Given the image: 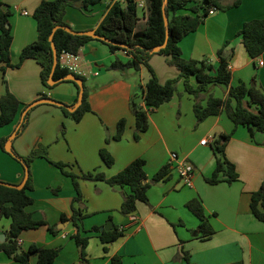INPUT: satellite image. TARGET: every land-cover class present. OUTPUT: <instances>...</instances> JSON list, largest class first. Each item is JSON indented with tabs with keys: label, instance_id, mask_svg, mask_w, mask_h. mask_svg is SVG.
I'll return each instance as SVG.
<instances>
[{
	"label": "crops",
	"instance_id": "obj_1",
	"mask_svg": "<svg viewBox=\"0 0 264 264\" xmlns=\"http://www.w3.org/2000/svg\"><path fill=\"white\" fill-rule=\"evenodd\" d=\"M13 8L11 23L14 40L12 63L20 60L21 51L38 38L34 12L43 0H1ZM116 0H103L89 10L69 7L65 21L74 30L97 29L109 6ZM219 0L227 9H217L209 14L200 27L187 34L180 42L182 57L206 60L215 67L225 59L232 72V85H251L254 77L264 89V52L252 57L238 35L244 23L252 19H264V0ZM146 6L145 0H139ZM125 4V3H124ZM206 0H192V5L205 11ZM139 7V8H145ZM27 11L28 15L23 12ZM190 13V10H183ZM137 30L143 31L146 17L140 15ZM136 30V31H137ZM139 37L141 35H135ZM81 69L85 72L89 90L91 111L80 121L66 116L60 106L40 104L32 108L29 124L25 131L13 141L15 150L27 155L39 144L48 147L52 160L63 162L68 170L102 172L111 177L134 159L146 160V172L153 177L163 166L169 164L170 153L175 151L196 167L192 186H185L177 173L171 169L169 175L153 185L148 202H139L135 214L137 222L121 212L127 188L112 186L105 180L81 181L84 219L82 228L88 236L87 261L81 257V249L73 235L77 227L72 221H63V216L72 215L73 199L77 195L70 177L45 158L39 157L32 163V189L28 190L34 202L27 207L35 219L46 220L48 225L24 230L20 244L28 249L32 244L46 248H61L59 256L51 264H112L114 256H120L122 264H187L183 250L189 251L195 264H264V221L252 213V193L257 191L264 178V132L251 136L246 126H235L227 115H213L197 125L194 112V96L186 90L185 83H177L173 99L157 109L144 104L142 91L150 78L145 75V66L139 70L127 68L110 69L111 63L120 58L128 60L127 51L112 52L108 45L92 40L81 51ZM260 61L263 64L260 65ZM161 83L177 77L180 71L168 63V56L155 54L150 60ZM41 65L35 59H27L21 67L0 68V98L6 88L20 100L21 110L12 123L0 128V181L19 184L25 177L24 166L1 146V141L20 128L23 112L32 102L46 97L73 105L79 88L72 81H62L46 87L41 78ZM214 71V72H215ZM7 80V83L4 82ZM190 83L199 85L192 77ZM140 92V93H139ZM229 87L211 84L203 92V103L210 96L225 98ZM134 98L149 113V129L136 140V117L130 102ZM126 120L122 139L114 137L118 123ZM65 126V131L62 127ZM235 130V131H234ZM234 134L226 145V157L239 172V179L232 182L210 184V177L217 164V153L211 145L201 141L213 135L217 139L222 133ZM8 141V140H7ZM107 148L114 157L108 166L100 155ZM199 197L204 204L215 233L209 239L199 237L200 219L186 206L187 202ZM50 226L56 233H52ZM11 219L0 216V243L6 241ZM99 227V231L93 228ZM122 230V236L112 242L101 239L103 230ZM3 235L6 236L2 241ZM32 255L30 264L37 263ZM0 264H20L0 251Z\"/></svg>",
	"mask_w": 264,
	"mask_h": 264
},
{
	"label": "trees",
	"instance_id": "obj_2",
	"mask_svg": "<svg viewBox=\"0 0 264 264\" xmlns=\"http://www.w3.org/2000/svg\"><path fill=\"white\" fill-rule=\"evenodd\" d=\"M102 1L43 0L34 12V18L38 26V38L23 48L19 62L13 64L12 44L14 34L11 17L14 12L11 5L0 0V68L6 71L9 67H21L27 59H35L42 67L41 78L43 84L48 88L53 87L54 85L48 83L54 64L50 35L56 26H61L54 35L58 55H61L63 51L80 53L86 43L92 40H99L108 45L112 52L122 50L127 51L131 55L126 61L116 58L111 63L110 69L122 70L134 68L139 70L141 66H146L150 78L145 84L141 96L144 104L149 108L157 109L170 102L177 91V83L183 80L186 90L194 96V112L197 118L196 126L210 116H218L225 112L235 123L236 127L240 125L246 126L252 137L257 132H264V89L258 84L257 77H254L251 85L245 83L232 85V72L229 63L225 59L221 60L215 71V67L206 60L186 59L182 57L181 40L187 34L196 31L200 27L209 15L211 8L215 7L216 9L224 10L229 8V6L222 5L219 0H206L205 11L201 12L199 6L192 5V0H168L167 3H165V0H145L146 6L143 8V16L146 17V25L142 31V35L136 37V30L141 18L139 15V0H127L125 4L116 0L109 6L96 32L100 36L106 37L117 44L105 42L87 35L73 34L65 29V27L72 28L65 21L66 12L69 7L89 10L92 6ZM240 3L241 0H237L234 5L237 6ZM183 10H190L191 12L184 13ZM165 16L169 19L168 25L165 23ZM167 30L170 32L167 47L161 49L159 52H154L155 47L165 42ZM238 35L242 37L243 44L250 56L258 57L264 52V19H252L245 22ZM155 54L167 55L168 63L177 67L180 74L175 78L167 80L165 83H161L155 69L150 63L152 56ZM70 73L63 66L61 60H59L54 72V79L59 82L70 81L65 80V77ZM79 77L83 78L85 82L83 103L73 112L66 107H61L62 112L75 121H80L88 111H91L86 79L84 76ZM192 77H195L199 83L196 88L190 83ZM4 82L7 83V80L4 79ZM213 83L226 85L229 87V92L225 98L212 95L206 104H204L202 94ZM42 97H46L45 94ZM77 101L78 98L76 99ZM74 104L71 106H74ZM21 105L20 100L7 86L6 92L0 98V128L15 121L20 113ZM130 107L136 117L134 137L136 140H139L142 133L149 129V113L134 98L131 99ZM31 111L32 109L25 115L18 130V135L22 134L27 128ZM125 128L126 120L121 119L118 123V132L114 137L116 140L122 139ZM62 131H65V126L62 127ZM234 131L220 134L214 144L211 145L218 157L213 174L210 177H206V181L210 184H218L220 182L232 183L240 177L236 165L226 157L225 153L226 145L232 138ZM7 140L8 138H5L1 141V146L4 150ZM100 155L108 166L114 164V157L107 148H102ZM12 156L25 169L26 167L29 168L30 176L23 189L0 184V216L11 219V227L7 232V239L0 243V251L5 252L20 264H30L32 255H37L38 260L36 264H51L61 251V248H46L37 244H32L28 249H24L19 244V237L24 230L48 225L46 220L35 219L33 214L27 211V207L34 202L28 190L32 189V163L35 159L39 157L45 158L70 177L73 182L77 195L73 199L72 215L70 218L64 215L62 219L63 221H72L74 226L77 227V233L73 237L80 247L81 257L85 261H87L89 239L88 236L83 235L85 232L82 228L84 214L82 213V207L77 205V203L82 204L84 200L81 181L105 180L112 186L118 185L127 188L121 212L124 215H130L136 212L139 202L149 201L148 192L150 188L165 179L171 171V167L168 164L163 166L150 178L146 172V160L143 157H138L111 177H107L102 172H82L78 174L73 170H68V165L65 163L52 160L49 156L48 147L42 144L32 148L27 155L19 154L14 148ZM186 206L200 219L199 237L204 240L211 238L215 230L206 213L203 201L199 197H195L190 199ZM250 206L254 216L264 221V178L260 188L252 193ZM49 228L52 233H56L54 227L50 226ZM93 229L99 231V227H94ZM122 234V230L115 227L111 230H103L100 237L104 242H112L120 238ZM183 257L187 264H195L191 259L189 251L183 250ZM112 264H122L121 257L114 256ZM234 264L245 263L241 260Z\"/></svg>",
	"mask_w": 264,
	"mask_h": 264
},
{
	"label": "water",
	"instance_id": "obj_3",
	"mask_svg": "<svg viewBox=\"0 0 264 264\" xmlns=\"http://www.w3.org/2000/svg\"><path fill=\"white\" fill-rule=\"evenodd\" d=\"M167 2H168V0H165V3H167ZM165 23H166V25H168V23H169V19L166 16H165ZM60 27L61 26H56L53 29L52 34L50 35V41H51V45H52V49H53V56H54V64H53V68H52V72H51L50 78L48 80V83L50 85H55V84H57L59 82L56 79H54V72H55V70L57 68V65H58V62H59V55H58V50H57V47H56V43L54 41V35H55V32L57 31V29L60 28ZM65 29L68 32L73 33V34L87 35V36H91V37L96 38V39L103 40L105 42H111V43L117 44L116 42L110 41L106 37L100 36L96 32V29L83 30V31L82 30H74V29H72L70 27H65ZM169 36H170V32H169V30H167L165 42L162 45L155 47L153 51L154 52H159L161 49L166 48L167 45H168V42H169ZM65 80L73 81L79 87L78 101L74 104V106L67 105L64 102H61V101H58V100H55V99H52V98H49V97H41V98H38L37 100H35L34 102H32L30 105L27 106V108L23 112V119H24L25 115L28 113V111H30L32 108H34L35 106L40 105V104H52V105H56V106H60V107H66L71 112L75 111L83 103L84 93H85V82H84L83 78L77 76L74 73L68 74L65 77ZM18 130H19V128L10 136V138L6 142L5 150L7 152L11 153V154L14 153L13 141H14V139L16 138V136L18 134ZM29 176H30V171H29V168L26 167V169H25V177H24V179H23V181L21 183L12 184V183H7V182L0 181V184H4L6 186L14 187V188H17V189H23L25 187L28 179H29ZM5 238H6V236L3 235V239H1V240L4 241Z\"/></svg>",
	"mask_w": 264,
	"mask_h": 264
},
{
	"label": "built area",
	"instance_id": "obj_4",
	"mask_svg": "<svg viewBox=\"0 0 264 264\" xmlns=\"http://www.w3.org/2000/svg\"><path fill=\"white\" fill-rule=\"evenodd\" d=\"M122 2L123 4L127 2V0H118ZM139 7H144L145 4L142 2H138ZM217 9L215 7L211 8L209 10V14H214ZM25 15H28L27 11L23 12ZM59 60H61L63 66L68 69L71 73L76 74L77 76H85V72L81 69V56L79 53H71L68 51H63L61 55H59ZM260 65L263 64V61L259 62ZM216 141L215 136L210 135L206 138H204L201 141L202 145H212ZM169 165L173 171L177 173L179 178L182 180L185 186H192L193 185V178L196 172L195 165L187 160L186 158L179 155L178 152H171L170 153V159H169ZM130 220L132 222H137L138 216L133 213L130 214ZM20 244V240H19Z\"/></svg>",
	"mask_w": 264,
	"mask_h": 264
},
{
	"label": "rangeland",
	"instance_id": "obj_5",
	"mask_svg": "<svg viewBox=\"0 0 264 264\" xmlns=\"http://www.w3.org/2000/svg\"><path fill=\"white\" fill-rule=\"evenodd\" d=\"M139 15H143V8H139ZM136 33H137V35H142V32L140 30H137ZM134 70L136 71L138 69H134ZM136 72H138V71H136ZM148 72H149L148 68L145 66V75L146 76H148ZM5 146H6V144H5ZM208 149L211 150V146H208Z\"/></svg>",
	"mask_w": 264,
	"mask_h": 264
}]
</instances>
